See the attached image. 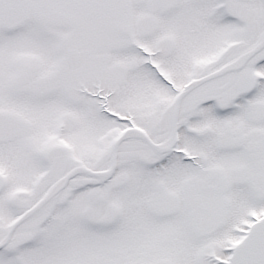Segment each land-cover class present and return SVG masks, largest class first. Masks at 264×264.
Instances as JSON below:
<instances>
[{"label": "snow or ice", "instance_id": "6c2138e0", "mask_svg": "<svg viewBox=\"0 0 264 264\" xmlns=\"http://www.w3.org/2000/svg\"><path fill=\"white\" fill-rule=\"evenodd\" d=\"M0 264H264V0H0Z\"/></svg>", "mask_w": 264, "mask_h": 264}]
</instances>
